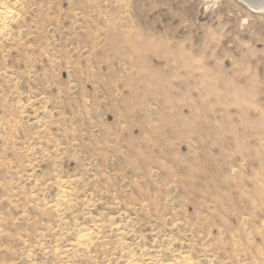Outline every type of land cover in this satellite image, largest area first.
<instances>
[{"label": "rangeland", "instance_id": "rangeland-1", "mask_svg": "<svg viewBox=\"0 0 264 264\" xmlns=\"http://www.w3.org/2000/svg\"><path fill=\"white\" fill-rule=\"evenodd\" d=\"M0 264H264V10L0 0Z\"/></svg>", "mask_w": 264, "mask_h": 264}, {"label": "bare ground", "instance_id": "bare-ground-1", "mask_svg": "<svg viewBox=\"0 0 264 264\" xmlns=\"http://www.w3.org/2000/svg\"><path fill=\"white\" fill-rule=\"evenodd\" d=\"M242 2L246 3V5L248 4L250 8L255 9L256 11L264 10V0H248V3L247 1Z\"/></svg>", "mask_w": 264, "mask_h": 264}, {"label": "water", "instance_id": "water-1", "mask_svg": "<svg viewBox=\"0 0 264 264\" xmlns=\"http://www.w3.org/2000/svg\"><path fill=\"white\" fill-rule=\"evenodd\" d=\"M240 1H247V3H248V0H240ZM248 5V4H247ZM249 6V5H248ZM250 7V6H249Z\"/></svg>", "mask_w": 264, "mask_h": 264}]
</instances>
